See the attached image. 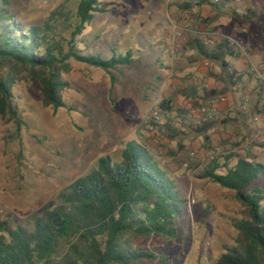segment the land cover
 Wrapping results in <instances>:
<instances>
[{"label": "rangeland", "instance_id": "374dc122", "mask_svg": "<svg viewBox=\"0 0 264 264\" xmlns=\"http://www.w3.org/2000/svg\"><path fill=\"white\" fill-rule=\"evenodd\" d=\"M79 1L11 0V8L27 25L53 24L56 36L66 45L64 38L70 39L76 25ZM177 1L104 0L107 11L97 14L77 36L78 48L105 59L131 52L135 60L112 71L115 83L107 72L72 60L73 69L66 76L72 87L62 92L68 108L54 111L45 107L39 81H32L27 72L16 76L12 91L21 123L0 118V223L8 221L14 227L19 220L26 224L33 213L58 202L60 191L89 173L100 158L121 161L126 143L137 140L149 146L189 199V216L180 221L176 239L166 243L153 236L143 242L161 248L166 255V260L156 264H216L226 246L235 244L238 232L234 222L241 219L243 210L240 202L233 191L200 179L198 173L214 157L223 161L231 153L250 154L264 163V112L254 114L258 119L247 114L242 122L213 120L217 124L208 131V143L187 123L196 125L191 111L211 104L188 100L180 90L192 86L209 90L212 86L201 83L203 77L206 81L221 79L220 67L206 66V60L188 46L191 37L210 47L228 38L242 46L250 61L263 62L264 0H230L217 15L208 4L182 12L175 6ZM248 8L258 17L243 21L237 15ZM59 12L68 20L58 17ZM83 39L91 43L89 48ZM233 60L229 61L236 68ZM242 66L249 71L246 63ZM256 80L255 86L260 85ZM237 87L229 88V97H244L248 87ZM168 100H172L170 112L161 109ZM178 110H184L183 117L191 122L179 117ZM156 111L160 112L159 121L149 118ZM221 111L224 117L234 119L230 108ZM162 113L169 114L173 129L180 132L177 136L165 128ZM254 146L259 151L249 150ZM255 186L264 188L263 176L253 182Z\"/></svg>", "mask_w": 264, "mask_h": 264}, {"label": "trees", "instance_id": "16d2710c", "mask_svg": "<svg viewBox=\"0 0 264 264\" xmlns=\"http://www.w3.org/2000/svg\"><path fill=\"white\" fill-rule=\"evenodd\" d=\"M229 3L230 0H179L175 6L190 12L208 4L217 10V15ZM104 4V0L79 1L74 31L70 39L64 38V45L53 24L27 25L13 12L11 0H0V118L21 123L12 88L16 76L23 72L41 84L43 105L57 111L68 108L62 92L72 87L66 77L73 69L72 60L107 72L113 83L116 77L112 71L133 64L131 52L105 59L101 54L85 53L76 44L77 36L93 23L96 15L107 11ZM61 15L68 20L64 12H59L58 17ZM237 16L243 21L258 17L249 8ZM81 42L85 48L91 45L86 39ZM188 46L210 65L220 67L223 88L200 91L187 87L180 91L184 98L213 102L240 81L241 73L229 60L240 59L243 54L228 38L210 47L202 39L191 37ZM260 93L264 96L262 81ZM171 103L172 100L163 101L161 109L172 111ZM175 112L189 122L183 117L184 110ZM166 113H162L167 121L164 126L171 136H177L180 132L173 129V121ZM231 121L226 116L220 123ZM187 124L209 143L208 131L217 122ZM260 176L264 177L263 162L250 154L232 153L223 161L214 157L198 173L200 179L233 191L243 208L241 219L234 222L238 232L235 244L226 246L216 264H264V188L252 187ZM188 203L179 182L149 146L130 140L121 161L110 156L100 158L89 173L60 191L58 202H50L33 213L26 224L16 220L12 227L8 221L1 222L0 264H156L166 260V255L161 248L144 246L143 242L153 236L166 243L176 239L180 221L189 216Z\"/></svg>", "mask_w": 264, "mask_h": 264}, {"label": "crops", "instance_id": "0c3cea01", "mask_svg": "<svg viewBox=\"0 0 264 264\" xmlns=\"http://www.w3.org/2000/svg\"><path fill=\"white\" fill-rule=\"evenodd\" d=\"M171 60L173 61V58H171ZM237 60L238 59H234L232 63L234 64V61H237ZM263 63H264V60L260 64H263ZM234 65H237L236 69L242 75L240 81H238L239 83H237L238 87L241 85H242V87H246V88L248 87L246 90V93L250 92V94H251V92H256V95H254V93H252L253 97H252V100H251V103L249 106V110L247 112H243L240 110V105H241V102L243 100V97L240 98V96H238L237 98L234 99V98L229 97L228 93L224 94L228 97V102L227 103H225V102L219 103L218 104L219 108L220 109L221 108H223V109L227 108L228 110L230 108L232 111V114L234 115L233 120H238L236 122H242V119L246 120L248 118L247 114H250L252 119H258V117H255L254 114L259 113L260 111H262V113L264 112V96L261 95L262 92L260 93V85L257 84L255 86L254 82H255L256 78L254 77V75L250 74L249 71L243 69L244 67L242 66L241 58L237 61V64H234ZM244 73L246 76H243ZM256 81L259 82L258 79ZM202 82H208V84H210V86H212L211 89L212 88H219V85L221 83L219 80L217 81V78H214L212 81L211 80L206 81V78H204V77L201 79V83ZM212 82H215L216 85L213 86ZM256 87H257V90L253 91V89ZM246 93H244V95ZM195 101H197L198 104H201V105H208V104L212 105V103H218L219 100L215 99L213 102H211V101H204V100L196 99ZM201 105H199V106H201ZM212 130H214V129H212ZM250 134H252V132ZM247 142H248V145H250V142L248 140H247ZM249 150H253V151L257 152V151H259V148L257 146L256 147L254 146ZM249 150L247 149V151H249ZM245 153H248V152H246V150H245ZM232 164H235V163H232Z\"/></svg>", "mask_w": 264, "mask_h": 264}, {"label": "built area", "instance_id": "2783aa9c", "mask_svg": "<svg viewBox=\"0 0 264 264\" xmlns=\"http://www.w3.org/2000/svg\"><path fill=\"white\" fill-rule=\"evenodd\" d=\"M230 42L235 44L240 49L242 54L244 55V57L242 55L241 60L243 63H246V68L249 70L250 74L254 75V77L256 79H258L259 81H262L264 83V63L263 64L253 63L247 57L246 53H243L242 46L239 43L232 42L231 40H230ZM204 64L206 66L210 65V63L208 61H206ZM234 64H237V61H234ZM252 97L253 96H252V94H250V92H248L244 95L243 100H242L241 105H240L241 111L247 112L249 110V106H250ZM218 100H219L218 103H213L210 106L201 107L198 110H192L191 111V116H192L191 121L196 125H201L204 122H210V121H213L216 119H222L224 116L222 115V111L219 108L218 104L228 101V97L225 95H222L219 97ZM149 118L155 119L158 121L161 120L160 112H158V111L153 112ZM191 121H189V122H191ZM193 155H194V153H192V156ZM184 166L189 167V163H185Z\"/></svg>", "mask_w": 264, "mask_h": 264}]
</instances>
